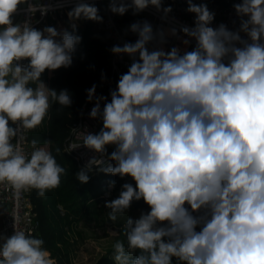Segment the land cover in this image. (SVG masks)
<instances>
[{
    "label": "clouds",
    "instance_id": "clouds-1",
    "mask_svg": "<svg viewBox=\"0 0 264 264\" xmlns=\"http://www.w3.org/2000/svg\"><path fill=\"white\" fill-rule=\"evenodd\" d=\"M186 3L194 24L177 27L164 0H109L114 15L154 8L170 25L131 23L135 42L111 48L131 62L110 89V100L97 95L96 84L87 89L94 105L89 117L102 127L81 133L83 146L106 155L109 163L99 171L134 181L105 201L109 220L116 222L134 202L148 206L138 217L128 215L126 242L112 245L113 260L264 264V0L234 3L235 29L213 27L216 14L206 3ZM21 4L32 11L30 0H0V183L17 197L36 190L43 198L60 187L67 170L35 139L27 153L20 129L42 125L53 105L57 111L72 106L69 91L50 88L42 75L73 65L82 40L79 21L104 18L95 3L62 0L58 7L71 5V30L38 29L13 22ZM172 38L184 47L167 48ZM101 79L107 80L105 73ZM95 164L93 157L75 178L88 183ZM44 244L22 230L0 233V264H55Z\"/></svg>",
    "mask_w": 264,
    "mask_h": 264
},
{
    "label": "trees",
    "instance_id": "trees-1",
    "mask_svg": "<svg viewBox=\"0 0 264 264\" xmlns=\"http://www.w3.org/2000/svg\"><path fill=\"white\" fill-rule=\"evenodd\" d=\"M208 1L215 5L228 3L227 0ZM96 5L100 10V15L104 17L106 5L103 3ZM130 19L129 16H125L122 22L127 42L134 43L135 34L130 31ZM47 23L58 30L69 28V25L63 22L56 23L51 18L43 24ZM77 34L82 37V40L73 55V65L55 72L46 71L42 75V79L50 88L57 91L67 89L72 95L73 104L70 108H64L61 111H57L59 105H53L46 117L45 127L32 129L29 137L30 148L31 141L37 140L39 146H46L56 157L57 162L67 170V175L62 177L60 187L48 191L45 197H38L36 190L30 191L33 210L38 220V236L44 239V247L50 252L55 264H71L70 256L64 250V245L71 239L76 222L81 219L92 220L98 216V205L102 200L101 196L108 190V182L115 180L116 185L112 189L116 190L123 182L132 181L131 177L121 179L118 176L106 175L96 170L89 173L88 183L81 184L75 178V173L80 170V167L76 160L64 150V141L70 126L79 118L89 86L98 85V90L102 94H107L112 89L107 82L110 76V57L113 46L101 30L100 23L82 20ZM101 73L106 74V81H102ZM46 141L50 143L46 144ZM57 148H60L59 154L56 152ZM116 239L125 240L123 226L116 229ZM91 264H115V262L111 255L105 254L99 256Z\"/></svg>",
    "mask_w": 264,
    "mask_h": 264
},
{
    "label": "built area",
    "instance_id": "built-area-1",
    "mask_svg": "<svg viewBox=\"0 0 264 264\" xmlns=\"http://www.w3.org/2000/svg\"><path fill=\"white\" fill-rule=\"evenodd\" d=\"M61 2L62 0H30V3L32 4L31 12L26 10L28 5L25 4V7L19 8L20 10L16 13V15L21 14L19 24L26 22L38 28L49 18L55 20L56 23L63 22L65 19H68L67 11L71 5L62 8L58 7ZM85 2L95 4L103 3L106 5L103 17L104 20L103 23H100V28L106 34L112 46H122L123 43L127 42L124 24L122 22V18L125 16H129L131 18L129 25L137 20L147 19L154 25V27L163 25L167 28L170 26L169 24L161 21V14L154 8H149L135 16L131 13V11L124 16H118L112 14L108 10L109 0H85ZM194 2L197 4L206 3L208 5L210 11H213L216 14L214 23H216L217 26L220 23H225L230 29L238 27L239 19L236 16L233 4L240 2V0H227L228 3L226 5H215L210 3L208 0H195ZM164 4L165 6L171 5L173 8V12L170 14V17L175 18V21L177 22L175 26L178 27L180 24L192 26L194 24L195 15L186 11V0H164ZM41 9L47 13H43ZM234 20L236 21V24H233ZM81 21L78 22V25L81 24ZM136 39L137 37L135 35V40ZM174 45L180 46L181 48L184 47L180 41L175 38H172L169 45L166 47L170 48ZM189 50L191 49L189 48ZM130 62L131 61L127 56L121 58L116 54L111 53L110 76L107 84L111 85L112 89L116 87L119 76L127 71ZM92 85L93 84H91L89 88ZM100 94L102 93H100L97 88V95ZM103 95L109 96V93ZM93 106L94 105L92 103L87 101L86 94L85 100L80 109L79 118L70 126L68 135L64 141V150L76 160L80 168H82L91 158L95 157L96 164L94 165L93 171H96L99 167H103L109 163V161L106 155L95 153L83 146V137L81 133L85 130L98 132V127L101 123V121L94 120L89 117V112ZM30 131L31 130L28 129H20L19 132V135L23 136L22 147H24L27 153L31 152L29 144ZM112 150L114 149L112 148ZM0 205L4 206L0 233L11 235L15 230H22L26 233L38 236V220L33 210L34 207L31 201L30 191L23 192L19 197H17L10 185L7 183H0Z\"/></svg>",
    "mask_w": 264,
    "mask_h": 264
},
{
    "label": "rangeland",
    "instance_id": "rangeland-1",
    "mask_svg": "<svg viewBox=\"0 0 264 264\" xmlns=\"http://www.w3.org/2000/svg\"><path fill=\"white\" fill-rule=\"evenodd\" d=\"M45 26H49L48 23L40 25L38 29H43ZM44 122L38 128H44ZM42 128L41 130H43ZM111 147L114 149V146ZM127 182L134 184V181ZM122 184L116 190L108 186L107 192L101 196L97 217L92 220L81 219L74 224L71 239L64 245V250L70 256L71 264H91L99 256L105 254L113 257L112 245L117 241L116 229L126 223L128 215L138 217L141 211L148 210V206L143 201L134 202L128 213L118 217L116 222L110 221L108 218L110 210L105 208V201L116 198Z\"/></svg>",
    "mask_w": 264,
    "mask_h": 264
},
{
    "label": "water",
    "instance_id": "water-1",
    "mask_svg": "<svg viewBox=\"0 0 264 264\" xmlns=\"http://www.w3.org/2000/svg\"><path fill=\"white\" fill-rule=\"evenodd\" d=\"M194 1H195V0H194ZM21 7H25V4H21V5L19 6V8H21ZM20 20H21V14H18V15L14 14V16H13V22H14L15 24H19ZM63 23H64L65 25H69V20H68V19H65V20L63 21ZM101 127H102V123L99 124L98 132L100 131ZM112 151H113L112 148L109 146V147H108V153L110 154Z\"/></svg>",
    "mask_w": 264,
    "mask_h": 264
},
{
    "label": "crops",
    "instance_id": "crops-1",
    "mask_svg": "<svg viewBox=\"0 0 264 264\" xmlns=\"http://www.w3.org/2000/svg\"><path fill=\"white\" fill-rule=\"evenodd\" d=\"M80 25V24H79ZM217 26L216 23L213 24V27ZM239 26V25H238ZM46 123V118H45V122ZM3 213H4V206L0 205V228L2 227V219H3Z\"/></svg>",
    "mask_w": 264,
    "mask_h": 264
}]
</instances>
